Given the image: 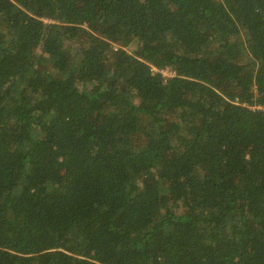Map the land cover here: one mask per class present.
I'll return each instance as SVG.
<instances>
[{"label":"trees","instance_id":"trees-1","mask_svg":"<svg viewBox=\"0 0 264 264\" xmlns=\"http://www.w3.org/2000/svg\"><path fill=\"white\" fill-rule=\"evenodd\" d=\"M0 264H264V0H0Z\"/></svg>","mask_w":264,"mask_h":264},{"label":"rangeland","instance_id":"rangeland-1","mask_svg":"<svg viewBox=\"0 0 264 264\" xmlns=\"http://www.w3.org/2000/svg\"><path fill=\"white\" fill-rule=\"evenodd\" d=\"M73 44H69L68 47L70 48ZM74 46V45H73ZM137 47V42L136 40H133L128 47L125 48V50L129 53H133V51L136 49ZM168 73L164 75V77H168Z\"/></svg>","mask_w":264,"mask_h":264},{"label":"built area","instance_id":"built-area-1","mask_svg":"<svg viewBox=\"0 0 264 264\" xmlns=\"http://www.w3.org/2000/svg\"><path fill=\"white\" fill-rule=\"evenodd\" d=\"M160 73H161L163 76H164L165 74H167V73H168L169 76L171 75V73H169L168 70L160 71ZM169 76H168V77H169Z\"/></svg>","mask_w":264,"mask_h":264}]
</instances>
